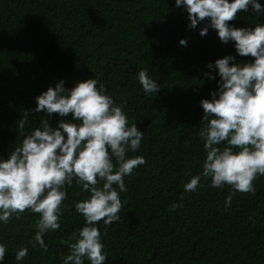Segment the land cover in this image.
<instances>
[{"label": "trees", "instance_id": "1", "mask_svg": "<svg viewBox=\"0 0 264 264\" xmlns=\"http://www.w3.org/2000/svg\"><path fill=\"white\" fill-rule=\"evenodd\" d=\"M258 3L264 8V0ZM187 17L175 0H0V160L43 119L52 127L71 120V114L34 111L35 98L60 81L71 89L78 81L97 80L129 125L143 132L139 149L127 156H142L146 163L124 177L120 220L107 228L103 221L96 225L105 264H264V176L253 181L254 194L236 192L226 206L233 189L213 188L211 178L203 177L206 151L198 135L206 126L200 101L212 98L220 80L215 60L231 55L230 64L243 65L254 58L240 56L234 42L222 43L211 27L201 36L209 21L193 29ZM229 24L254 28L264 24V12L249 7ZM142 69L160 85L157 93L143 91ZM195 175L201 176L199 186L185 192ZM66 190L60 226L43 237L47 251L33 247L39 214L26 210L19 219L13 214L7 224L0 221V244L6 247L0 264H63L69 248L61 241L85 225L74 205L90 195L75 181ZM181 202L183 207L169 209ZM21 248L28 254L17 261Z\"/></svg>", "mask_w": 264, "mask_h": 264}, {"label": "clouds", "instance_id": "2", "mask_svg": "<svg viewBox=\"0 0 264 264\" xmlns=\"http://www.w3.org/2000/svg\"><path fill=\"white\" fill-rule=\"evenodd\" d=\"M175 5L186 9L189 28L207 19L208 24L200 29L201 36L207 35L211 27L222 43L233 41L240 56L254 58L243 65L230 64L235 61L231 55L216 59L218 88L210 100L200 101L202 120L206 121L198 133L206 151L202 175L211 178L213 188L231 186L233 191L225 200L230 206L236 192L254 194L253 181L258 175L264 176V24L236 28L229 22L241 10L251 7L259 14L264 8L258 0H175ZM179 43L186 46L184 39ZM207 67L211 69L213 64ZM138 80L145 94L159 91L160 85L146 70L139 71ZM106 92L92 78L76 82L71 89H66L63 81L49 87L35 98L34 111L60 117L71 114V120L60 119L58 127H52L48 119H43L42 127L24 135L21 145L6 160H0V221L7 224L13 214L19 219L26 210L39 214L33 247L39 244L47 251L43 237L60 226L66 187L75 181L90 194L74 205L85 225L78 234L61 241L69 248L63 264H84L85 258L90 264H105L102 234L96 225L103 221L107 228L120 220L124 206L120 193L127 191L124 177L146 163L142 156H127V152L139 149L143 132L136 123L129 125L121 107ZM27 115L26 111L19 120L21 132L28 123ZM200 181V175L192 176L184 184V191L195 192ZM181 207L182 202L169 205L170 210ZM5 253L6 247L0 244V261ZM27 254V248H21L15 260L21 261Z\"/></svg>", "mask_w": 264, "mask_h": 264}]
</instances>
